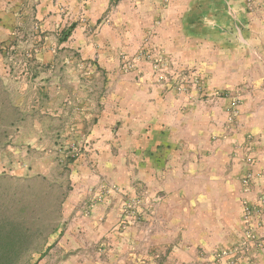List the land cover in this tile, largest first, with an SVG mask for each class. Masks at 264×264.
Listing matches in <instances>:
<instances>
[{"label":"rangeland","instance_id":"rangeland-1","mask_svg":"<svg viewBox=\"0 0 264 264\" xmlns=\"http://www.w3.org/2000/svg\"><path fill=\"white\" fill-rule=\"evenodd\" d=\"M262 155L264 0H0V264H264Z\"/></svg>","mask_w":264,"mask_h":264},{"label":"crops","instance_id":"crops-1","mask_svg":"<svg viewBox=\"0 0 264 264\" xmlns=\"http://www.w3.org/2000/svg\"><path fill=\"white\" fill-rule=\"evenodd\" d=\"M229 154H230V149L225 151V152L219 153V154L209 152V153H206V155H205L206 157H199V158L196 157L195 158V164H198V162L202 163V162H206V161H211V162H214L218 168L217 161L226 163V167H224V165H223L222 168L220 169V172H218V175L210 174V172H209L208 174H205L203 176L206 178L210 177V179L212 180L211 184H217L219 186H229L230 183L238 182V178H237L238 170H235V165L231 161H229V158H230ZM178 160H179V163H178L179 166L183 167V159L181 157H178ZM228 163H229V165H228ZM262 166H264V155L261 156V162L257 167H262ZM201 177H202V175H201ZM218 179H219V181H218ZM213 180H217V181H215V183H214ZM223 192H224L223 190H219L218 193L210 192L208 194L210 199H211L210 201H212V202L218 201L220 203H226L229 201V198H231V200H232V198H234L232 195H229L227 193L224 194ZM222 208L226 209L225 204L222 206ZM222 208H220V209H222ZM225 218H227V216L223 212L218 214L219 220L225 219ZM213 219L214 218H213V215L211 212V224H214ZM167 226H169V225H164V227H167ZM219 226H220V224L219 225H210V226H207V228H204V230H207L208 232L211 231L212 233H216L218 230L221 229ZM181 230H182V227L178 226V232Z\"/></svg>","mask_w":264,"mask_h":264}]
</instances>
